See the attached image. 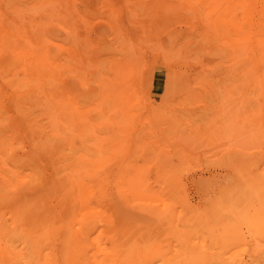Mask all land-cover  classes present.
<instances>
[{"label":"rangeland","instance_id":"374dc122","mask_svg":"<svg viewBox=\"0 0 264 264\" xmlns=\"http://www.w3.org/2000/svg\"><path fill=\"white\" fill-rule=\"evenodd\" d=\"M253 1L239 50L219 0H0V189L47 208L39 264L79 263L62 254L84 215L91 264H264Z\"/></svg>","mask_w":264,"mask_h":264},{"label":"bare ground","instance_id":"6f19581e","mask_svg":"<svg viewBox=\"0 0 264 264\" xmlns=\"http://www.w3.org/2000/svg\"><path fill=\"white\" fill-rule=\"evenodd\" d=\"M218 1V0H217ZM219 1H221V3H224V7H222V13L224 14V16H223V14H222V16H223V20H225V21H227L226 23L227 24H230V26H231V28H232V30H233V33L234 34H232L231 36L233 37V40H232V43H231V45H233L232 47H234L235 49H236V47L240 50V49H242V47H244V45L246 44V42H247V40H248V37H249V35L251 34V32H250V29L249 28H246V26H245V24H248L249 23V21H250V18H251V16H250V8L251 7H253V5L255 4V3H253L254 1L253 0H219ZM241 11L242 13H243V16H241V15H239L240 17H242V19H240V18H238L237 17V11ZM226 14H227V17H226ZM262 19H264V5H262ZM219 22V21H218ZM221 22H224V21H221ZM220 23V22H219ZM225 23V22H224ZM222 24V23H221ZM224 25V24H223ZM259 28V31L257 32V33H254V36L256 37L255 39H257V37L259 36L260 37V44H261V48H262V51H264V25H262V27L261 26H259L258 27ZM219 35H220V33H219ZM218 38V37H217ZM217 42H218V40H217ZM213 44V43H212ZM184 47V46H183ZM219 51V50H218ZM179 80V79H178ZM43 180V179H42ZM41 179L39 180V181H37V182H35L33 185H32V187L30 188V189H26L25 190V192H28V193H32L33 191H35L37 188H39V187H42L41 185H42V183H43V181H42ZM52 182V181H51ZM47 183V182H46ZM45 183V184H46ZM49 183V182H48ZM46 185H48V184H46ZM50 185H51V183H50ZM44 187V186H43ZM67 187V186H66ZM64 188V187H63ZM67 190V189H66ZM0 192H1V197H0V206H2L6 201H8V204H9V206L10 207H14L13 209H1L0 208V241H5L6 242V244L8 245V243L9 244H12V243H16V245H17V243H18V248H13V249H7V251H6V253H5V255H2L1 256V258H0V264H18L19 263V261L21 260V256L22 257H24V258H26V259H28L29 261H30V264H39L38 263V260H37V257H43V256H41L43 253H41V249H42V247L43 246H41V248L40 249H37L36 248V242L37 241H39V239L37 240L36 239V237H38V235L36 234V233H34V224H36L37 223V220H36V223H33V219L34 218H32V217H34V214H37L38 215V213L40 212H45L46 210H47V208L46 209H25L22 205H21V200H17V204H19V205H16V199L13 197V195L11 194V193H9L6 189H4V188H1L0 189ZM65 193H68V192H65ZM67 195V194H66ZM61 196V195H60ZM64 196H65V194H64ZM68 196V195H67ZM41 203H42V205H43V200H39ZM70 201V200H69ZM85 201V200H84ZM61 202V201H60ZM79 202V201H78ZM46 203V202H45ZM45 206V205H44ZM49 208V207H48ZM51 208V207H50ZM61 208H63V207H61ZM8 210V211H7ZM51 210V209H50ZM57 210V209H56ZM59 210V209H58ZM61 210V209H60ZM63 210V209H62ZM66 210V212H69L70 211V209H64V211ZM68 210V211H67ZM73 211H70L71 213H68V215L69 214H72L73 212H75L76 214H77V212H79L78 214L80 215V214H83V213H85V212H87V209H72ZM55 211V210H54ZM63 211V212H64ZM50 212V211H49ZM58 212V214H59V211H57ZM62 212V211H61ZM60 212V213H61ZM81 212V213H80ZM83 212V213H82ZM75 213H73L72 215H74ZM13 215L10 219H11V224H12V228L13 229H11V231H10V229L8 230L7 229V224H5V223H3V221H2V218H1V215L3 216V215ZM42 214V213H41ZM46 214H47V212H46ZM46 214L44 215L45 217H47L46 216ZM75 214V215H76ZM77 214V215H78ZM36 215V216H37ZM49 215V214H48ZM52 216H53V213L51 214ZM61 215V214H60ZM71 215V216H72ZM74 215V216H75ZM50 217L49 216V218L51 219V218H53V217ZM71 216H67V218L69 217V220H70V217ZM81 216V215H80ZM80 216H77V217H75L77 220H75V221H79V218H80ZM4 217V216H3ZM37 217H39V216H37ZM82 217H83V215H82ZM43 218V217H42ZM42 218L40 217L39 219H41V222L43 221L42 220ZM48 218V217H47ZM59 218V217H58ZM62 218H63V216H62ZM84 218L85 219H83V223L82 222H80L81 220H82V218L80 219V226H78L79 227V229H81V231H80V238L82 239V242H83V245H84V247H82L81 246V244H79V242H78V239H80L79 237H77V236H74V237H70L71 238V240L72 241H70L71 243L72 242H74V243H72L71 245H69L71 248V250L70 249H68L69 250V252L66 254V253H64L63 252V254L62 255H67V257H66V259H65V262H66V260L67 259H77L78 261H79V263L78 264H91L90 263V255H89V249H88V245H89V237H90V231H89V227H88V221H86V219H87V217H85V215H84ZM45 221H46V219L45 218H43ZM49 219V220H50ZM60 219V218H59ZM49 220L47 219V224L49 223ZM68 220V221H69ZM71 220H72V222H73V219L71 218ZM71 220H70V223L71 224H68V225H72V222H71ZM45 221H43L44 222V224H42V226L41 227H43V229L45 228L46 230L48 229V227L50 226L51 227V225L49 224V226H43V225H45ZM51 221V220H50ZM60 221H62V220H60ZM75 221H74V223H75ZM35 222V221H34ZM78 222V223H79ZM39 223V222H38ZM37 223V225H39ZM53 223H54V220H53ZM78 223L76 222V224L78 225ZM10 224V223H9ZM8 224V225H9ZM58 224H60V223H58ZM75 224V225H76ZM41 225V224H40ZM61 225H62V223H61ZM33 226V227H32ZM65 226V225H64ZM62 227V228H65V227H68V226H65V227ZM9 227V226H8ZM47 227V228H46ZM49 227V228H50ZM72 227H74V226H72ZM71 227V228H72ZM36 228H38V226H36L35 227V229ZM57 228H60V227H57ZM62 228H60V229H62ZM76 227H74V229H75ZM41 229V228H40ZM60 229H58V232H59V230ZM66 229V228H65ZM42 230V229H41ZM40 230V231H41ZM46 230H44V231H46ZM67 230H68V228H67ZM38 231V229H36V232ZM48 231V230H47ZM50 231V230H49ZM62 230H60V235H61V233L63 234V231L61 232ZM69 232L70 231H72L71 229L70 230H68ZM75 231L77 232V229L76 230H74V233H75ZM78 231V232H79ZM56 232V231H55ZM47 233V232H46ZM50 233H52V232H50ZM73 232H71L70 233V235L72 234ZM73 233V234H74ZM65 234L66 233H64V236H65ZM73 234L71 235V236H73ZM78 234V233H77ZM76 234V235H77ZM39 235H41V232H40V234ZM47 235V234H46ZM66 235H68V232H67V234ZM62 236V235H61ZM79 236V235H78ZM45 237V236H44ZM50 237H52L53 238V236H50ZM56 237H57V235H56ZM55 237V238H56ZM68 237V236H67ZM46 238V237H45ZM47 238H48V235H47ZM54 238V239H55ZM58 238H59V233H58ZM69 238V237H68ZM43 239V238H42ZM50 239V238H49ZM60 239V238H59ZM58 239V240H59ZM80 239V240H81ZM44 240V239H43ZM46 240V239H45ZM44 240V241H45ZM52 240V242H53V239H51ZM56 240H57V238H56ZM61 240V239H60ZM59 240V241H60ZM63 240V239H62ZM77 241V242H76ZM46 242H48V241H46ZM51 242V243H52ZM61 242V241H60ZM63 242V241H62ZM67 242V241H66ZM65 242V243H66ZM76 242V243H75ZM81 242V243H82ZM50 243V241L48 242V244ZM45 244V243H44ZM63 244V243H62ZM38 245V244H37ZM42 245V244H41ZM51 245V244H50ZM57 245H58V248H60V246H59V243H57ZM46 246V245H45ZM39 247V246H38ZM49 246H47V248H48ZM51 247V246H50ZM66 247V246H65ZM64 247V248H65ZM10 250V251H9ZM48 250H50V248H48ZM48 250H44V251H48ZM65 250V249H64ZM67 250V251H68ZM58 251H59V249H58ZM61 251H63V248H62V250ZM74 251V252H73ZM52 252H53V248H52ZM60 252V251H59ZM48 253V252H47ZM50 253V256L51 255H53V253L51 254V252H49ZM57 254H55V256H56ZM61 255V254H60ZM54 256V255H53ZM53 256H51V258H53ZM54 256V257H55ZM46 257H48L49 258V255H47ZM45 257V258H46ZM60 257V256H59ZM23 259V258H22ZM54 259H57V256H56V258H54ZM42 260V259H41ZM50 261L52 260V259H49ZM60 260H64L63 259V256H61V259ZM59 260V261H60ZM49 261V262H50ZM51 262H53V264H55L54 263V261L52 260ZM50 262V263H51ZM57 262H58V260H57ZM65 262H63V263H65ZM21 263H22V261H21ZM49 263V264H50ZM20 264V263H19ZM28 264V263H27ZM42 264H44V263H42ZM46 264H48L47 262H46ZM57 264V263H56ZM61 264V263H60ZM76 264V263H75Z\"/></svg>","mask_w":264,"mask_h":264}]
</instances>
